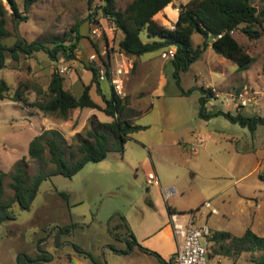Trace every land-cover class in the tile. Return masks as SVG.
<instances>
[{
    "label": "rangeland",
    "instance_id": "1",
    "mask_svg": "<svg viewBox=\"0 0 264 264\" xmlns=\"http://www.w3.org/2000/svg\"><path fill=\"white\" fill-rule=\"evenodd\" d=\"M24 1L16 0V3L28 20L18 23L8 1L2 0L10 32L2 39L5 45L13 46L18 40L44 41L49 47L55 40L70 45L77 33L80 40L74 60L60 55L58 62H52L40 51L31 56L21 55L19 61H14L8 54L7 67L0 70V81L7 82L10 95L19 89L34 100V90L41 87L46 91L56 70L64 77L66 90L78 96L90 85L92 99L104 107L97 84L92 83V68L98 71L99 62L91 61V57L97 54L103 63L109 58L114 66L129 68L124 77V98L129 101L125 116L144 129L130 136L124 154L112 150L105 160L87 163L72 178L51 175L42 182L30 209L21 210L14 203L15 218L0 222V264H66L75 245L104 264H138L140 260L155 264L151 257L136 259L131 253H117L110 247L114 246L116 251L131 249L125 242L128 232L121 215L129 220L134 232L137 225L149 224L151 218L157 217L147 203L149 190H156L147 183L149 166H154L162 184L176 183L178 194L174 199L193 207L184 212L187 215L190 210L195 211L196 226L241 236L251 224L252 208L239 204L237 198L240 195L252 198L253 206L256 199L264 201V181L260 178L264 174V126H258L252 133L223 116L201 118V88L212 89L215 95L208 99L207 111L264 116V0H252L263 20L261 37L250 40L240 30L235 32L237 41L254 57L249 70L240 72L234 62L209 47L201 59L179 73L180 80L171 63L173 47L140 57H128L120 52L123 33L102 15L99 8L103 1L92 0L90 4V0H37L28 13ZM132 1L116 0L117 10L123 11ZM189 1L173 0L155 20L174 28L177 13ZM140 36L145 43L159 39L149 38L146 31ZM192 42L194 46L200 45L203 38L195 34ZM104 53L107 56L102 57ZM100 87L107 97L113 93L108 82H101ZM112 120L98 109H75L64 121L20 102L0 101V171L10 175L23 158H26L28 178L40 167L51 171L53 165L28 156L29 143L36 135L48 129L59 130L67 141L68 156L79 145L77 134L85 137L89 131L98 129L100 123ZM199 138L204 139L201 144L205 146L201 149ZM195 148L200 149L198 154H194ZM236 149L248 150V154H236ZM256 160L262 164L251 173L252 162ZM10 183L8 176L4 180V199L13 197ZM206 201L218 209V216L200 217L202 212H208L203 206ZM260 214L264 219V204ZM65 228H69L68 233L60 235ZM46 253L55 259L39 261L38 257ZM260 254L245 253L236 260L212 256L208 261L209 264H255Z\"/></svg>",
    "mask_w": 264,
    "mask_h": 264
},
{
    "label": "trees",
    "instance_id": "2",
    "mask_svg": "<svg viewBox=\"0 0 264 264\" xmlns=\"http://www.w3.org/2000/svg\"><path fill=\"white\" fill-rule=\"evenodd\" d=\"M18 23L28 20V17L19 12L16 0H7ZM37 0H25L24 10L28 13L31 6ZM104 5L99 9L102 15L111 20L123 33L119 42V50L128 57H140L144 54L161 49L173 47L171 63L175 68V76L179 79V73L187 71L190 66L202 58L204 52L211 47L216 54L234 62L240 72L249 70L254 57L249 54L236 37L235 32L241 31L248 39L257 40L261 37L263 20L252 0H190L187 5L181 7L174 28H168L155 20V16L169 6L173 0H133L123 11L117 10L116 0H101ZM92 0H90L91 4ZM7 10L0 0V70L7 67V55L10 54L14 61H19L21 55L31 56L34 53L44 51L52 62H58L60 55L65 59L74 60V50L78 47L80 36L76 35L70 45H64L62 41L55 40L52 47L44 41L27 43L18 40L13 46L8 47L3 43V38L10 35L6 23ZM77 32L78 29L75 28ZM146 31L151 39L159 38L152 42H143L141 33ZM199 34L203 38L200 45L194 46L192 37ZM92 83L97 84V90L101 95L104 107L98 105L91 97V86L83 88L80 95H75L64 88V77L53 71L48 89L45 91L37 87L34 101L28 99L19 89L10 95V88L5 80L0 81V101L9 99L20 102L24 106L36 109L44 115H53L66 121L72 110L98 109L107 116L112 117L111 122L100 123L98 129L89 131L86 136L76 135L79 145L67 156V141L64 135L57 129L44 130L36 135L29 143L28 156L45 165H53L54 169L45 171L42 167L37 173L28 178L26 176V158L21 159L15 165L14 171L8 175L0 171V222L14 219L12 207L18 203L21 210H28L32 206L39 188L44 180L51 175H62L72 178L80 172L89 162H100L107 158L108 153L116 150L122 154L125 152V144L130 136L144 127L134 125L129 117L125 116L129 101L120 98L114 92L110 97L103 94L97 70L92 68ZM264 73V65H263ZM179 82V81H178ZM203 96L200 99L201 118L209 120L213 117L223 116L232 123L248 128L254 133L258 126H264V116H246L240 112L207 111L208 99L214 98L212 89L201 88ZM48 154V158H46ZM11 179L10 188L13 197L4 199V180ZM264 181V174L260 175ZM64 197L68 196L63 194ZM128 234L130 228L123 216ZM69 228L61 229V234L68 233ZM132 247V242L128 240ZM113 248V247H112ZM76 252L81 248L74 246ZM146 253L153 252L142 249ZM209 258L222 256L233 260L238 259L244 253H261L254 262L264 264V236L247 228L241 236L233 235L227 231H212L208 237ZM212 252V253H211ZM92 260L94 257L90 255ZM50 256L42 254L39 261L47 260ZM163 263V262H162ZM168 264V263H166Z\"/></svg>",
    "mask_w": 264,
    "mask_h": 264
},
{
    "label": "crops",
    "instance_id": "3",
    "mask_svg": "<svg viewBox=\"0 0 264 264\" xmlns=\"http://www.w3.org/2000/svg\"><path fill=\"white\" fill-rule=\"evenodd\" d=\"M178 14L179 13H177V17H178ZM34 100L31 99V101H34ZM207 136L210 139L211 136L210 135H207ZM192 146L193 145H189V147H192ZM204 146L205 145H201L199 148L201 149ZM199 148L197 150L195 148L194 154L199 153L200 151ZM235 151H236V154H241V155L248 154L247 153L248 150L242 151V150L236 149ZM252 163H253L252 169L250 171L251 173L256 171L258 167H260L262 164L261 160H256L255 162H252ZM149 168L150 170L148 171V174L156 173L155 175L157 176V180L154 184H152L155 186V189H156L155 192H152L149 190L150 194L147 196V203L150 208L149 210H151L154 213V216H157V217H154V219L151 218L150 220L151 222H149V224L140 225V226L137 225L138 226L136 227L137 230L136 232H134V229H132L133 227L131 226V224H129L130 223L129 220H127V218L123 216L126 219V222L130 228V233L127 234L125 238V242L128 243V240L132 242L131 252H128L127 249L123 251H116L115 250L116 248L114 246L111 245L110 247L111 248L113 247L112 248L113 251L117 253L119 252L126 253V254L131 253L132 255H134V257H136V259H140V258H143V256H145V257L153 258L156 261L155 264H166V263L171 264V261L173 257L175 256V254L177 253L178 246L180 244V239L176 237L174 233V228H173V224L171 221V213L179 214L178 219L180 221H187V220H191L190 214L195 213V211L190 210L191 213L185 215L184 211L187 209L188 210L192 209L193 207L185 206L182 202H178L176 199H174V196L178 194L176 183L173 181L168 184H162L160 176L157 174L156 170L154 169V166H149ZM162 185H165V187H163ZM171 199L172 201H170ZM252 200H253L252 198H247V196H244V195H240L237 198V202L239 204L244 203L246 207L252 208V221L248 228H251L257 234L264 236V219L262 217V214H260L264 201L262 200L259 201L258 199H256V202L254 203V206H253ZM229 202L231 203V201ZM211 207L217 211L216 214L210 213V210L207 209L208 212L206 211L202 212L200 217L205 218L208 214L218 216L219 214L218 209L214 208L213 206ZM244 214H245V211H244ZM195 216H196V213H195ZM144 218H145V215H143V219ZM139 224H142V223H139ZM212 231H217V230H212ZM261 232L263 233L260 234ZM81 249H82L81 252H76L74 249V252L70 254L71 259L69 261L67 260L66 264H88L86 260H89L92 262V258L90 257L91 254L86 253L83 248ZM142 249H147L153 252L154 254L146 253ZM215 257H218V256H215ZM219 257H222V256H219ZM140 261L141 262L138 264H145V262H142V260Z\"/></svg>",
    "mask_w": 264,
    "mask_h": 264
},
{
    "label": "built area",
    "instance_id": "4",
    "mask_svg": "<svg viewBox=\"0 0 264 264\" xmlns=\"http://www.w3.org/2000/svg\"><path fill=\"white\" fill-rule=\"evenodd\" d=\"M94 34L99 35L98 31H94ZM173 55V51H171ZM107 55L102 54V57ZM91 61L99 62L98 77L100 82H108L113 92L120 98L126 96L124 77L129 73V68L126 66L118 65L114 66L109 58L103 63L100 61L97 54L91 57ZM204 141L203 138H199L200 144ZM157 176L154 173H150L147 176V183L152 185L156 182ZM203 206L210 210V213L216 214V210L211 207L210 202H205ZM191 220L180 221L178 219L179 214L171 213V221L174 228L176 237L180 239L177 253L173 257L171 264H209V251H208V237L211 231L208 227L196 226L194 222L195 213H191ZM204 239V243L202 240Z\"/></svg>",
    "mask_w": 264,
    "mask_h": 264
},
{
    "label": "flooded vegetation",
    "instance_id": "5",
    "mask_svg": "<svg viewBox=\"0 0 264 264\" xmlns=\"http://www.w3.org/2000/svg\"><path fill=\"white\" fill-rule=\"evenodd\" d=\"M59 234L61 235V231L59 232ZM46 254H48V255L50 256V258L47 259V260H43V261H45V262H49L50 260H53V259H54V255H52V254H50V253H46ZM92 263H93V264H104L103 262L98 261V260L95 259V258H94V260H92Z\"/></svg>",
    "mask_w": 264,
    "mask_h": 264
},
{
    "label": "water",
    "instance_id": "6",
    "mask_svg": "<svg viewBox=\"0 0 264 264\" xmlns=\"http://www.w3.org/2000/svg\"><path fill=\"white\" fill-rule=\"evenodd\" d=\"M128 252H131V249L129 248ZM86 255V254H85ZM87 256V255H86Z\"/></svg>",
    "mask_w": 264,
    "mask_h": 264
}]
</instances>
